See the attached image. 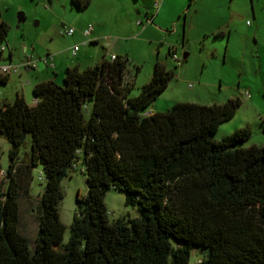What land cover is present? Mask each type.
Returning a JSON list of instances; mask_svg holds the SVG:
<instances>
[{
  "label": "trees",
  "instance_id": "trees-1",
  "mask_svg": "<svg viewBox=\"0 0 264 264\" xmlns=\"http://www.w3.org/2000/svg\"><path fill=\"white\" fill-rule=\"evenodd\" d=\"M72 1L79 9L91 2ZM8 31L0 12V59ZM175 54L171 47L168 55ZM129 64L128 55H105L85 69L68 67L63 84L37 83L33 105L22 94L0 105V136L11 144L9 186L0 191V264H192L195 250L205 254L195 264H264V145L246 146L249 126L212 137L242 100L175 102L147 114L176 72L157 59L152 79L132 95ZM29 136L24 168L31 175L41 165L46 181L34 250L20 230L22 185L14 165ZM79 162L88 193L77 196L65 243L61 182ZM111 188L141 216L111 221Z\"/></svg>",
  "mask_w": 264,
  "mask_h": 264
},
{
  "label": "rangeland",
  "instance_id": "rangeland-1",
  "mask_svg": "<svg viewBox=\"0 0 264 264\" xmlns=\"http://www.w3.org/2000/svg\"><path fill=\"white\" fill-rule=\"evenodd\" d=\"M156 1L91 0L89 6L79 9L72 0H0L2 18L9 26L5 54L12 51L15 64L23 60L26 53L36 58L50 53L63 61L67 56L75 65L77 56L96 55L100 59L108 43L130 59L129 74L136 76L132 95H138L141 87L152 79L159 59L176 72V77L149 109L166 111L175 102L213 105L240 98L242 105L236 115L220 125L213 139L223 140L249 126L252 134L246 146L264 145V0H160L158 5ZM152 13L160 15L148 23L146 17ZM139 20L143 22L140 24ZM62 23L75 28V34L61 35ZM90 25L94 30L97 26L101 40L84 43L87 40L84 30ZM76 46L79 51L75 57ZM171 47L176 48L180 61L168 55ZM88 65L82 64L81 69ZM60 68L62 73L56 82L63 84L66 67L60 65ZM49 70L54 76L53 68ZM31 74L21 77L13 73L8 87L0 84V93L12 92L27 79L36 82ZM34 82L29 87V100L33 98ZM10 147L9 141L0 136L1 192H6L9 186ZM30 154L29 136L14 165L22 185L20 230L29 238L30 249L34 250L46 181L39 178L41 173L45 176L41 165L33 167L31 175L26 173L24 167ZM61 187L64 198L59 207L61 219L67 226L66 243L78 209L77 196L88 193L82 162L77 163L75 170H70ZM105 203L111 221L118 218L128 221L141 216L138 205L127 204L126 194L120 190L109 189ZM204 255L195 250L192 264L204 259Z\"/></svg>",
  "mask_w": 264,
  "mask_h": 264
},
{
  "label": "crops",
  "instance_id": "crops-1",
  "mask_svg": "<svg viewBox=\"0 0 264 264\" xmlns=\"http://www.w3.org/2000/svg\"><path fill=\"white\" fill-rule=\"evenodd\" d=\"M158 1V3H160V0H157ZM156 1V2H157ZM91 3V2H90ZM89 6V5H88ZM87 7V6H86ZM85 7V8H86ZM85 8H83V9H85ZM0 12H1V10H0ZM152 15V16H151ZM159 13H155V14H148L147 15V17H146V19H147V21H148V19H149V17H151L152 19H153V22L159 17ZM1 18H2V12H1ZM150 18V19H151ZM3 19V18H2ZM63 27H66V25L64 24V26H62V28ZM98 28H97V26H96V28H95V30H93V32H94V34H92V36H91V39H92V41H96V42H98V41H100L101 40V36L100 35H98L99 33L98 32H96V30H97ZM75 32H76V30H75ZM85 36V35H84ZM91 41V42H92ZM108 47H111V49H109ZM6 50H7V47H6ZM6 50H5V52L3 53V57H2V59L3 60H5V61H10V62H13L14 63V61H13V59H14V57H13V52L12 51H10V53L8 54V55H6L5 53H6ZM112 54H116V55H121V53L120 52H118V51H115V49H114V46H112V45H108V43H107V46L104 48V53L102 54V57H100V59H98L99 57H97L96 55H94L93 57H92V55L91 56H89V58H87V57H79V56H75L74 54H73V56H75L76 57V61L74 62V64L75 65H77V66H79L80 68H81V65L82 64H89L88 66H92V65H94V64H96V63H98V62H100L102 59H103V57L106 55L107 57H110ZM27 55H32V54H28V53H26V55H24L23 57H22V59L23 58H25ZM53 57H54V60H53V63H54V67H52L53 68V72H54V76H52V74H51V72H50V70H49V67L48 66H43V65H40L38 68H36V69H34V70H25V69H22L21 70V72L20 73H18L19 74V76H24L25 74H31L32 76L34 75V78L37 80L36 82H34V81H32L31 82V80L30 79H27L26 80V82H24L23 83V85L21 86V87H17L16 89H14L12 92H8L7 93V91L6 92H1L0 94H1V96H3L2 98H0V105H2L3 103H5V102H12V101H14V99L16 98V96H17V94H22V95H24L25 96V98H26V100H27V102L30 104V105H33L34 103H35V101H36V99L34 98V96H33V98L32 99H30L29 100V94H30V90H29V87H30V85H32L33 84V82H34V84L36 85L37 83H40V82H43V81H48V80H53V81H56V79L58 78V75H60L61 73H62V68H60V65H62L63 66V68L64 67H66V69L68 68V67H71V66H75V65H72L71 63V60L73 61V59H71V58H67V56L65 57V59H64V61L63 60H61L60 59V57L59 56H54L53 55ZM99 60V61H98ZM22 61V60H21ZM20 61V62H21ZM63 61V62H62ZM20 62H18V63H20ZM18 63H16V64H18ZM91 64V65H90ZM25 71V72H24ZM35 79H33V80H35ZM12 83V75H10V78H9V81L6 83V86L8 87L10 84ZM34 85V86H35ZM157 111H159V110H154V109H149L148 110V112H150V113H155V112H157ZM10 143V142H9ZM11 145V144H10ZM11 148V147H10ZM10 150V149H9Z\"/></svg>",
  "mask_w": 264,
  "mask_h": 264
},
{
  "label": "built area",
  "instance_id": "built-area-1",
  "mask_svg": "<svg viewBox=\"0 0 264 264\" xmlns=\"http://www.w3.org/2000/svg\"><path fill=\"white\" fill-rule=\"evenodd\" d=\"M156 5H158L159 3L156 2ZM152 18L148 19V23L151 22L152 23ZM139 23L141 24V20H139ZM93 30L94 27L92 25H90L88 28H86L84 30V35L86 37V41L84 43H88L91 42V36L93 34ZM60 34L64 35V36H73L75 34V28L73 27H63L60 29ZM1 50L3 51V53L6 50V46H2ZM79 51V47L76 46L73 49V54L76 56L77 52ZM111 59H115L116 55L112 54L110 56ZM175 60H180V58L177 56V54L174 55L173 57ZM54 57L52 54L48 53L46 56L42 57V58H36L34 55H27L20 63L15 64L13 62L10 61H5L2 58L0 59V78L1 77H5V76H10L13 73H20L22 69L25 70H34L36 68H38L40 65L45 64V66L48 67H54V63H53ZM248 94V92H247ZM147 114H150V112H147ZM40 180H44V176L40 175Z\"/></svg>",
  "mask_w": 264,
  "mask_h": 264
},
{
  "label": "water",
  "instance_id": "water-1",
  "mask_svg": "<svg viewBox=\"0 0 264 264\" xmlns=\"http://www.w3.org/2000/svg\"><path fill=\"white\" fill-rule=\"evenodd\" d=\"M50 3H51V2H50ZM21 17H23V14H21ZM61 26H64V23H62ZM187 57H188V53L186 52V53L184 54V58L187 59Z\"/></svg>",
  "mask_w": 264,
  "mask_h": 264
}]
</instances>
